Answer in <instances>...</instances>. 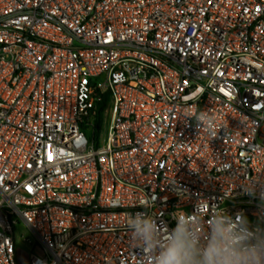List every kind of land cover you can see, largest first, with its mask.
<instances>
[{
  "label": "built area",
  "instance_id": "2783aa9c",
  "mask_svg": "<svg viewBox=\"0 0 264 264\" xmlns=\"http://www.w3.org/2000/svg\"><path fill=\"white\" fill-rule=\"evenodd\" d=\"M256 181L264 0H0V264H150L129 214L254 223Z\"/></svg>",
  "mask_w": 264,
  "mask_h": 264
},
{
  "label": "clouds",
  "instance_id": "9594fccd",
  "mask_svg": "<svg viewBox=\"0 0 264 264\" xmlns=\"http://www.w3.org/2000/svg\"><path fill=\"white\" fill-rule=\"evenodd\" d=\"M197 120L214 132L211 116L203 113ZM246 187L250 191L245 193L258 200L254 223L242 210L230 213L217 206L203 217L175 213V226L166 232L156 215L137 211L126 217L125 228L150 264H264V188L259 181Z\"/></svg>",
  "mask_w": 264,
  "mask_h": 264
},
{
  "label": "rangeland",
  "instance_id": "374dc122",
  "mask_svg": "<svg viewBox=\"0 0 264 264\" xmlns=\"http://www.w3.org/2000/svg\"><path fill=\"white\" fill-rule=\"evenodd\" d=\"M107 126H108V125H104L103 128H102L101 131H100L101 134H100V135H97L96 138H95V140L98 141L99 145L104 141V139H105V137H106ZM15 230H16V234H17L18 236H20L21 234L26 235V236H29V235H30L29 233H27V231H26V230L24 229V227L21 226V225L17 226V227L15 228ZM18 236H17V237H18Z\"/></svg>",
  "mask_w": 264,
  "mask_h": 264
},
{
  "label": "trees",
  "instance_id": "16d2710c",
  "mask_svg": "<svg viewBox=\"0 0 264 264\" xmlns=\"http://www.w3.org/2000/svg\"><path fill=\"white\" fill-rule=\"evenodd\" d=\"M105 104H106V98L104 95V99L97 106V125H96V128H98L100 123H101L102 112H103V109L105 107Z\"/></svg>",
  "mask_w": 264,
  "mask_h": 264
}]
</instances>
